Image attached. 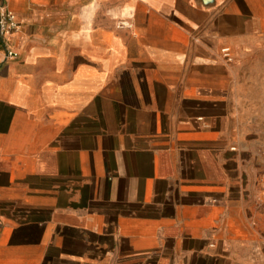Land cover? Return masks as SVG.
Instances as JSON below:
<instances>
[{
    "label": "crops",
    "instance_id": "crops-1",
    "mask_svg": "<svg viewBox=\"0 0 264 264\" xmlns=\"http://www.w3.org/2000/svg\"><path fill=\"white\" fill-rule=\"evenodd\" d=\"M8 4L0 264H264V0Z\"/></svg>",
    "mask_w": 264,
    "mask_h": 264
},
{
    "label": "built area",
    "instance_id": "built-area-1",
    "mask_svg": "<svg viewBox=\"0 0 264 264\" xmlns=\"http://www.w3.org/2000/svg\"><path fill=\"white\" fill-rule=\"evenodd\" d=\"M9 0H0V51L3 54L1 62H8L18 58L19 52L11 44V37L21 31L22 21H20L8 4ZM118 26L121 28H131L132 23L129 21H120ZM223 56L231 60L232 50L230 46L222 48Z\"/></svg>",
    "mask_w": 264,
    "mask_h": 264
},
{
    "label": "rangeland",
    "instance_id": "rangeland-1",
    "mask_svg": "<svg viewBox=\"0 0 264 264\" xmlns=\"http://www.w3.org/2000/svg\"><path fill=\"white\" fill-rule=\"evenodd\" d=\"M246 14V13H245ZM249 14V13H247ZM246 14V16H247ZM259 143L257 149H259L257 151V158H256V164H258L260 162V164H264V140L261 141H257Z\"/></svg>",
    "mask_w": 264,
    "mask_h": 264
}]
</instances>
